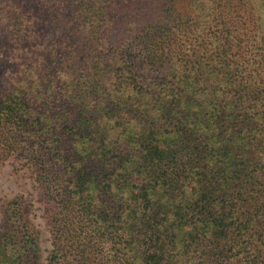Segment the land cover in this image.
<instances>
[{
    "label": "trees",
    "instance_id": "trees-1",
    "mask_svg": "<svg viewBox=\"0 0 264 264\" xmlns=\"http://www.w3.org/2000/svg\"><path fill=\"white\" fill-rule=\"evenodd\" d=\"M124 5L150 15L116 44ZM0 59L49 264H264V0H0ZM23 202L0 264L38 257Z\"/></svg>",
    "mask_w": 264,
    "mask_h": 264
},
{
    "label": "rangeland",
    "instance_id": "rangeland-1",
    "mask_svg": "<svg viewBox=\"0 0 264 264\" xmlns=\"http://www.w3.org/2000/svg\"><path fill=\"white\" fill-rule=\"evenodd\" d=\"M129 7V5H124L115 9L116 13L118 12L123 16V19L117 20V22L113 21L110 34V39L113 43L118 44L122 39L132 35V30L129 29L130 22L138 21L142 26L149 19V8L128 10ZM127 17V22H125ZM2 74L3 71H0L1 78ZM17 198H22L24 201V218L29 221L35 231L38 247L37 259L32 257L25 264H49V257L53 248L52 226L49 221L51 203L43 195L41 186L36 179V174L29 169L28 165L10 158L0 163V245L6 235H14L19 238L22 234L18 223H12L7 213L8 204Z\"/></svg>",
    "mask_w": 264,
    "mask_h": 264
}]
</instances>
